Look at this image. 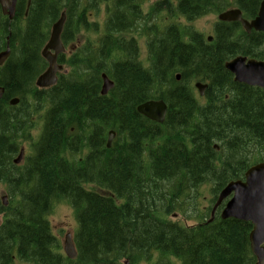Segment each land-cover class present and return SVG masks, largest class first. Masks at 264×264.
Returning <instances> with one entry per match:
<instances>
[{"label":"trees","instance_id":"1","mask_svg":"<svg viewBox=\"0 0 264 264\" xmlns=\"http://www.w3.org/2000/svg\"><path fill=\"white\" fill-rule=\"evenodd\" d=\"M261 1L160 0L144 13L140 0H112L97 42L76 48L66 60L72 71L35 92L51 25L64 10L61 40L69 43L81 29H96L88 19L97 2L17 0L12 20L0 10V51L8 42L10 58L21 57L0 69V182L9 196L8 205L0 201V264H122L125 258L131 264H256L250 222L221 219L220 209L212 219L195 215L192 225L168 216L186 215L185 204L194 206L202 185H212L216 199L230 180L264 161V89L233 81L224 67L237 55L264 61V33L215 22L208 42L192 25L229 7L254 18ZM134 31L146 40L147 66L138 60L134 36L126 37ZM100 72L114 81L107 96L99 94ZM194 81L207 83L204 97H195ZM12 97L26 113L46 106L22 169L10 157L27 116L10 115ZM150 99L167 104L162 124L135 109ZM108 129L116 132L110 147ZM57 200L67 202L77 222L75 259L60 251L47 219Z\"/></svg>","mask_w":264,"mask_h":264},{"label":"water","instance_id":"2","mask_svg":"<svg viewBox=\"0 0 264 264\" xmlns=\"http://www.w3.org/2000/svg\"><path fill=\"white\" fill-rule=\"evenodd\" d=\"M17 0H0V9L3 15L11 20L15 13ZM29 4V3H28ZM220 18L241 21L246 31L254 29L264 32V0L261 1L257 15L250 21L242 19L240 10L230 9L220 15ZM65 22V12L52 24L49 38L41 50V56L47 62L46 69L36 78L35 85L39 88H47L55 85L57 72L61 71L62 65L57 62L58 54L64 51L61 42V32ZM10 54L8 43L3 51H0V65ZM225 68L234 75V81L264 89V62L245 56H237L227 61ZM102 91L112 87L113 82L103 75ZM200 90L204 86H198ZM203 94V92H200ZM3 88L0 87V98ZM16 99L10 102H15ZM139 111L145 116L156 121H163L166 114V106L162 101H148L139 106ZM22 154V151H20ZM21 156V155H20ZM232 195V196H231ZM228 196H231L223 206L220 217L222 219L233 218L247 221L252 224L249 234L250 248L256 257V264H264V161L249 167L244 175V180L230 181L219 193L212 210V216L216 207ZM6 197H2L4 204ZM64 251L69 258H75L77 251L70 233H67L63 245ZM124 264H128L125 261Z\"/></svg>","mask_w":264,"mask_h":264},{"label":"rangeland","instance_id":"3","mask_svg":"<svg viewBox=\"0 0 264 264\" xmlns=\"http://www.w3.org/2000/svg\"><path fill=\"white\" fill-rule=\"evenodd\" d=\"M141 4H142V8L144 13L147 12V10H149L152 5L160 0H140ZM172 1V0H170ZM96 12L93 13V15L95 16H91L89 17V22L91 23H97L98 26L96 27V29L94 27H91V29L88 30H84L81 29L80 32H78L79 34L77 35V37L72 40L69 43L64 44L65 45V52L63 54V56L65 58H63V61H61V63L63 64V68L65 70V73H69L72 71V67L66 62L67 59H69L72 55L73 52H75L76 48L84 45L87 41H89L90 43L94 44L97 42L98 40V36L101 35L102 30H98V29H102V25L103 22L106 20V16H107V10L108 8H110L112 6V0H96ZM217 13H213V14H208L204 17H201L199 19H196L192 22V25L194 26V28L199 31L200 33H202L204 36H211L212 35V30H213V25L215 23V21L217 20ZM153 19V18H152ZM50 32V29H49ZM130 36H134L136 37L138 44H139V61L144 65L147 66L148 62H147V58H148V54H147V50L145 47V43L146 40L143 36L139 35L137 33V31H134L133 33L130 34H126V37L129 38ZM48 39L45 40L44 44L46 43ZM43 44V45H44ZM65 59V60H64ZM46 67V64L44 66V69ZM43 69V70H44ZM194 86V83H193ZM194 88V87H193ZM194 95L195 97H201L198 95V91L194 88ZM36 105V104H35ZM43 106H45L43 104ZM39 107V110H35L33 107L29 108V111L27 113V120H26V124H24V129L23 131L20 133L19 138L16 140L17 144H18V148L16 153H14L13 156H11V159H16L18 151L23 149V159L21 160V162L19 164H17L18 169H22L26 163H27V159L29 157L32 156L33 154V144L36 142L41 129H42V124H43V119H44V111L46 110V106L45 107ZM14 113H16V115L18 114L16 111H13ZM34 117V119H33ZM27 126V127H26ZM110 131V129L107 130L106 132V141L108 138V132ZM116 134L113 135V137L111 138V142H113V140L115 139ZM110 142V143H111ZM217 145V144H215ZM219 150V147L216 148V151ZM82 156H84L83 153L79 154ZM240 179H243L240 178ZM85 187L87 189H91L93 188V186L90 185H85ZM212 185L210 184H204L201 187H199L197 189V195L196 198L194 199L193 203L194 206H192L189 203L185 204V208H187V212L186 215H182L180 214V212H175L176 214H171L168 216L169 219L173 220V221H179L182 224H187V225H192L195 224V221L197 220L196 217L199 218H204L206 217L209 218L211 216V210L212 207L216 201L212 190H211ZM220 192V191H219ZM219 192L217 193V196L219 194ZM193 194H195V191L193 192ZM2 197H6L5 198V202L8 205L9 203V196L7 193V189L6 186L0 182V201L3 203ZM12 200L10 199V202ZM196 215V217H195ZM198 215V216H197ZM196 218V220H195ZM3 219L2 214H0V222ZM47 219L49 221V224L51 226V230L53 235L56 237L58 244H59V249L60 251L63 253V241L65 239V236L67 233H70L73 237L76 229H77V223H76V219L75 216L73 214V210L71 209V207L67 204V202L62 201V200H57L53 203V207L52 210L50 212V214H48ZM64 254V253H63ZM124 260H128L129 264L130 260L128 258H125L122 260V263ZM19 264V263H18ZM135 264H147L145 263L144 260H140L137 261Z\"/></svg>","mask_w":264,"mask_h":264},{"label":"bare ground","instance_id":"4","mask_svg":"<svg viewBox=\"0 0 264 264\" xmlns=\"http://www.w3.org/2000/svg\"><path fill=\"white\" fill-rule=\"evenodd\" d=\"M214 2V1H213ZM211 4H212V1H211ZM215 5V4H214ZM208 6V5H207ZM212 7H210V9H211ZM215 8H216V6H215ZM214 8V10H217V9H215ZM236 7H229V8H227V9H225V10H222V11H220V10H218V13H217V20L215 21V22H220V23H222V22H225V23H227V22H238V23H240V25H241V27H242V29L245 31V32H247V33H250L251 31H253L254 29H250V31H246L245 30V28H244V26H243V24L241 23V21H238V20H231V19H223V18H220V15L221 14H223V13H225L226 11H228V10H230V9H235ZM238 9V8H237ZM108 10H109V8H108ZM240 10V9H239ZM259 10V9H258ZM220 11V12H219ZM61 13V12H60ZM240 13H241V17H242V19H246V18H244L243 17V15H242V12H241V10H240ZM258 13V12H257ZM257 15V14H256ZM251 19H253V18H251ZM251 19H247V20H251ZM104 23V22H103ZM219 23V24H220ZM215 24V23H214ZM228 24V23H227ZM231 25V24H230ZM103 26V25H102ZM214 26V25H213ZM216 26V25H215ZM194 27V26H193ZM220 27V26H219ZM215 28V27H214ZM225 28H227V27H225ZM224 28V29H225ZM100 30V29H99ZM215 30V29H214ZM234 30V29H233ZM232 30V31H233ZM216 31V30H215ZM214 31V32H215ZM221 31V30H220ZM254 31H257V30H254ZM223 32V31H222ZM225 32V31H224ZM229 32V31H228ZM230 32H231V29H230ZM257 32H263V31H257ZM219 33V32H218ZM233 33V32H232ZM264 33V32H263ZM230 34V33H229ZM200 36H202V35H200ZM131 37V36H130ZM205 38H206V40L208 41V42H211L212 40H213V30H212V35L210 36H204ZM133 38H135L136 39V37H133ZM136 41H137V39H136ZM137 44H138V41H137ZM203 46V45H202ZM145 47H146V43H145ZM168 48H170V47H168ZM175 48V47H174ZM17 49V48H16ZM138 49H139V44H138ZM123 50V49H122ZM146 50H147V48H146ZM166 51H168L167 49H165ZM165 50H164V52H165ZM170 50V49H169ZM124 51V50H123ZM172 51H174V49L172 50ZM212 52V51H211ZM40 55H41V49H40ZM124 53V52H123ZM139 53H140V50H139ZM169 53V52H168ZM172 53V52H171ZM178 53V52H177ZM163 54H165V53H163ZM179 54V53H178ZM172 55H174V54H172ZM176 55V54H175ZM164 56V55H163ZM237 56H239V55H237ZM237 56H235V57H233V58H231L230 60H232V59H234V58H236ZM241 56H243V55H241ZM16 57V56H15ZM166 58H167V55L165 56ZM164 57V58H165ZM174 57V56H173ZM246 57V56H245ZM13 58V57H12ZM19 58H21V57H19ZM163 58V60H165ZM170 58H171V55H170ZM176 58V57H175ZM247 58H249V57H247ZM17 59V58H16ZM253 59H256V58H253ZM12 60V59H11ZM14 60H15V58H14ZM138 60H139V55H138ZM182 60H183V58H182ZM230 60H228V61H230ZM256 60H259V59H256ZM171 61V60H170ZM175 61V60H174ZM177 61H179V59L178 60H176V62ZM261 61H263V60H261ZM140 62V61H139ZM164 62V61H163ZM172 62V61H171ZM176 62H174V63H176ZM180 62V61H179ZM227 62V61H226ZM225 62V63H226ZM264 62V61H263ZM26 63V62H25ZM141 63V62H140ZM167 65H168V63L167 62H165ZM182 63V62H181ZM15 64H17V63H15ZM28 65L30 64L29 62L27 63ZM178 64V63H177ZM183 64V63H182ZM172 65V64H171ZM180 65V64H179ZM13 66H14V64H13ZM27 66V65H26ZM176 66V65H175ZM181 66V65H180ZM186 66V65H185ZM188 66V65H187ZM17 67V66H16ZM177 67V66H176ZM224 67H225V64H224ZM26 68V67H25ZM15 69V68H14ZM226 69V68H225ZM227 70V69H226ZM179 71H180V69H179ZM228 71V70H227ZM178 72V71H177ZM188 72V71H187ZM232 74V73H231ZM103 75H105L110 81H112L113 82V85H112V87H110L108 90H106L105 92H103L102 91V87H103V82H104V79H103ZM165 76V75H164ZM232 76H233V81H234V75L232 74ZM163 77V76H162ZM198 77V76H197ZM196 77V78H197ZM36 79V78H35ZM162 80H163V78H161ZM180 79V74L179 73H177L176 74V80H179ZM197 79H199V77L197 78ZM100 88H99V94L101 95V96H107L108 95V93H109V91L113 88V86H114V81L105 73V72H100ZM34 82H35V80H34ZM236 82V81H235ZM194 83V88L198 91V95L199 96H201V97H204V94H205V90H206V88H207V83L206 82H202V81H194L193 82ZM244 84V83H243ZM204 86V88L202 89V90H200V88L198 87V86ZM246 85V84H245ZM0 87H2L1 85H0ZM252 87H255V86H252ZM3 88V87H2ZM257 88H259V87H257ZM260 89H262V88H260ZM25 90V89H24ZM23 90V91H24ZM33 91L35 92L36 91V89H35V84H33ZM203 92V94H201L200 92ZM24 93V92H23ZM33 93V92H32ZM3 94H4V88H3ZM3 94H2V96H3ZM2 96H1V98H2ZM91 97V96H90ZM13 99H16V101L15 102H13V103H11L10 101L11 100H13ZM94 99H95V97H94ZM97 100V99H96ZM30 101H33L32 99H31V97H30ZM95 101V100H94ZM148 101H162L164 104H165V106H166V113L168 112L167 111V104L164 102V100H162V99H150V100H147V101H144V102H142V103H138V105H137V107L135 108L136 110H137V112L140 114V115H142V116H144L145 118H147V119H149L150 121H153V122H155V123H159V124H162L164 121H165V117H166V114H165V116H164V119H163V121H156V120H153V119H150L149 117H147V116H145L142 112H140L139 111V106H141L142 104H144V103H146V102H148ZM98 102V101H97ZM89 104V103H88ZM7 105H8V107H10V105L11 106H14V109H10V111H17V112H19V111H21V113L22 114H25L26 116H27V113L26 112H24V111H22V110H19L18 108L20 107V99L18 98V97H12L11 99H9L8 100V103H7ZM236 107V106H235ZM10 108H12V107H10ZM35 109V108H34ZM35 110H39V108L38 109H35ZM28 111H29V109H28ZM46 112V111H45ZM14 114H16V113H14L13 112V115ZM44 118H45V115H44ZM181 118V117H180ZM25 122V121H24ZM110 123V122H109ZM24 124H26V123H24ZM43 124H44V119H43ZM116 124V123H115ZM261 124V123H260ZM108 125V124H107ZM18 126V125H17ZM102 126V125H101ZM104 126V125H103ZM110 126V125H109ZM186 126V125H185ZM263 126V125H262ZM23 127H25V126H23ZM27 127V126H26ZM93 127H95V126H93ZM194 127H196V126H194ZM103 128V127H102ZM126 128V127H125ZM42 129H43V125H42ZM42 129H41V131H42ZM94 129H96V128H94ZM100 129V128H99ZM160 129V128H159ZM105 130H106V128H105ZM181 130V129H180ZM182 130H183V128H182ZM94 131V130H93ZM99 132H100V130H99ZM104 133L106 134V132L104 131ZM40 134H41V132H40ZM40 134H39V136H38V138H37V140H36V142L39 140V137H40ZM104 134V135H105ZM114 134H116V132H115V130H113V129H110V131L108 132V138H107V141H106V146L107 147H110L111 146V144H112V142H111V138L113 137V135ZM185 134V133H184ZM97 136V135H96ZM105 137V136H104ZM102 138V137H101ZM199 138V137H198ZM91 140V139H90ZM97 140V139H96ZM191 140V139H190ZM194 140H196V139H194ZM192 141V140H191ZM8 142V141H7ZM17 142V141H16ZM36 142L33 144V146L32 147H34V145L36 144ZM101 142V141H100ZM111 142V143H110ZM5 143H6V141H5ZM15 143V142H14ZM17 144V143H16ZM12 146V145H11ZM14 146H15V144H14ZM18 146V145H17ZM17 146H15V147H17ZM214 147H215V149L218 147L217 145H214ZM18 148V147H17ZM33 152H34V148H33ZM16 153V152H15ZM21 155V156H20ZM12 156V155H11ZM11 158V157H10ZM23 159V154H20V152L18 151V154H17V157H16V159H14L13 161L11 160V163L13 164V165H16L17 166V164H19L20 162H21V160ZM28 160V159H27ZM186 163V162H185ZM181 165V164H180ZM174 167V166H173ZM75 168V167H74ZM78 170V169H77ZM221 218V217H220ZM210 219H212V218H210ZM222 219V218H221ZM77 223V222H76ZM135 226V225H134ZM137 228V227H136ZM136 230V229H135ZM252 230V229H251ZM136 232V231H135ZM135 232H133V233H135ZM251 232V231H250ZM250 232H249V234H250ZM214 235V234H213ZM71 237H72V235H71ZM132 237H134V235H132ZM249 238V237H248ZM72 241H73V237H72ZM212 242V241H211ZM210 242V243H211ZM73 244H74V241H73ZM63 245H64V241H63ZM74 246H75V244H74ZM249 247H250V241H249ZM75 249H76V246H75ZM77 251V250H76ZM250 251H251V248H250ZM63 253H64V255H65V257L66 258H68V259H75L76 257H77V255H76V257L75 258H69L68 257V255H67V253L64 251V248H63ZM251 253H252V251H251ZM252 255L254 256V254L252 253ZM255 257V256H254ZM255 259H256V257H255ZM125 261H127L128 262V264H129V261L128 260H124L123 261V263L122 264H124L125 263ZM256 262H257V260H256Z\"/></svg>","mask_w":264,"mask_h":264},{"label":"flooded vegetation","instance_id":"5","mask_svg":"<svg viewBox=\"0 0 264 264\" xmlns=\"http://www.w3.org/2000/svg\"><path fill=\"white\" fill-rule=\"evenodd\" d=\"M63 54H64V53H63ZM63 54L60 55V59H62V60H63V58H65V57L63 56ZM14 58H15V57H13V58L11 57V58H10V56H9V57L7 58V60H6L1 66H0V69H3L6 65H7V66L9 65V67L11 68L12 65L14 64V62L17 61V60H19V58H17V59L15 58V60H14ZM11 59H12V60H11ZM22 59H23V58H22ZM58 59H59V57H58ZM15 63H16V62H15ZM14 65H15V64H14ZM26 67L28 68L29 72L31 73L33 67H32L31 65H27ZM39 90H40V89H39ZM7 103H8V101H7ZM10 107H14V106H11V105H10ZM10 115H11V116H14V115H13V111H10ZM44 115H45V111H44ZM33 119H34V117H33ZM42 125H43V124H42ZM19 152H20V150H19ZM13 155H14V153H12V156H13ZM11 160H12V159H11ZM13 160H14V159H13ZM13 160H12V161H13Z\"/></svg>","mask_w":264,"mask_h":264}]
</instances>
